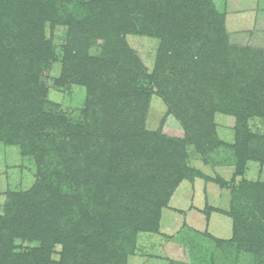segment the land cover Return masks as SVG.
<instances>
[{
	"label": "trees",
	"instance_id": "1",
	"mask_svg": "<svg viewBox=\"0 0 264 264\" xmlns=\"http://www.w3.org/2000/svg\"><path fill=\"white\" fill-rule=\"evenodd\" d=\"M150 1L87 0L80 5L85 14L76 21L46 10L49 20L61 23L68 17L72 25V46L66 50L73 49L75 55L69 56V67L64 62L63 72L74 70L70 60L85 72L89 96L81 123L57 113L34 116L45 104L39 76L51 60L48 44L38 40L40 34L29 53L0 51V60L3 53L8 58L7 65L0 63V84L14 96L8 107L37 120L25 130L20 124L18 130L22 144L33 149L27 154L35 157L42 176L34 191L17 194L0 217V264H29L28 259L31 264H126L138 234L157 230L161 208L181 180L192 178L185 165L187 146L203 152L216 144L215 101L209 105L206 98L215 96L219 110L235 118L237 173H244L245 160L260 142L248 134L246 125L251 117H264V71L253 63L245 68L229 60L233 47L225 37L203 34L197 15L209 14V0H155L153 12H165L163 19L152 22L160 45L149 74L122 36L140 30L128 4L150 6ZM53 2L45 0L46 8ZM13 19L0 11V30L15 28ZM2 40L0 34V44ZM93 45L99 53L90 56ZM155 94L168 108L159 129L150 131L145 120ZM170 124L180 130L176 136L164 131ZM73 208L78 211L69 222L78 225L67 230L62 218ZM229 216L233 237L218 241L226 256L235 264L242 256L264 264V183H239ZM18 238L39 246L20 255L13 245ZM57 243L64 247L58 262L46 255Z\"/></svg>",
	"mask_w": 264,
	"mask_h": 264
},
{
	"label": "rangeland",
	"instance_id": "2",
	"mask_svg": "<svg viewBox=\"0 0 264 264\" xmlns=\"http://www.w3.org/2000/svg\"><path fill=\"white\" fill-rule=\"evenodd\" d=\"M56 1L46 8L45 0H1L4 8L0 11L8 12L12 18H16L13 19L16 27L0 30V34L4 37L0 51L29 53L36 36L40 34L38 40L48 44L51 60L43 67L44 71L39 76V82L46 91L41 97L45 104L34 116L41 119L45 117L46 112L57 113V115H66L71 122L78 124L84 121V108L89 95L84 85L85 72L78 69L75 61L70 60V67L74 70L63 72L64 62L66 67H69V56L75 55L73 49L66 50L72 46L69 42L72 25L66 21L68 17L61 23L49 20L46 10L57 11H50L52 15L73 16L76 21L85 14L82 13L85 7L80 5L87 0ZM209 1V14L197 15L198 25L203 24V34L205 31L207 35L225 37L233 47L231 54L229 53V60L242 62L245 68L249 63H253L257 71L263 72L264 0ZM128 5L133 22L140 27V30L122 37L150 74L155 68L160 45L158 35L152 30V22L163 19L165 11L153 12L154 7L158 5L155 0L150 1V6L146 3L139 7ZM140 7L146 11L145 15L141 14ZM75 9L76 12L72 13L71 10ZM88 52L90 56L98 55L99 48L93 45ZM0 63L2 66L8 64V58L4 53ZM63 81L66 82L65 86L61 84ZM254 85L258 87L257 81ZM2 88L1 83L0 217L6 215L9 202L17 198V194L31 193L42 181L35 157L27 154L33 149L22 144L18 130L20 124L25 130L28 125H35L37 120L33 116L30 118L21 116L12 106L8 107L9 103L14 102V96L8 95L9 92ZM216 100L218 99L215 96H212L211 100L208 98L205 100L209 105L215 101L212 122L216 128V144L210 150L203 152L196 146H187L185 165L193 172L192 178L181 180L168 205L161 208L157 230L141 231L138 234L135 250L128 253L126 264H235L226 256L218 241L230 240L233 237L234 221L229 213L239 183H264V149H261L264 148V117L255 116L248 119L246 125L248 134L255 136L260 142L257 149L252 147L253 154L250 155L252 158L245 160L244 173L238 175L240 151L236 149V120L222 113ZM49 103L53 105L49 107ZM167 108L168 105L162 98L157 94L152 95L145 120L148 130L159 129ZM177 129V124L176 126L170 124L164 131L166 133L171 131L176 136L180 132ZM31 143L35 145L33 140ZM255 150H259L258 153H255ZM77 211L76 208L70 209L62 218L65 220L67 230L78 225L69 222L70 217H74ZM13 245L15 253L24 255L32 248L38 247L39 242L18 238ZM63 252V245L57 243L48 248L46 255L52 261L58 262L62 259ZM248 260L242 256L237 264H252ZM28 261L29 264L33 262L31 259Z\"/></svg>",
	"mask_w": 264,
	"mask_h": 264
}]
</instances>
